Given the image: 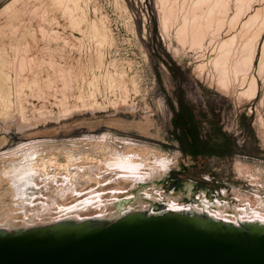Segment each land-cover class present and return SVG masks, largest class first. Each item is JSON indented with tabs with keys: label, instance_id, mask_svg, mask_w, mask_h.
<instances>
[{
	"label": "rangeland",
	"instance_id": "rangeland-1",
	"mask_svg": "<svg viewBox=\"0 0 264 264\" xmlns=\"http://www.w3.org/2000/svg\"><path fill=\"white\" fill-rule=\"evenodd\" d=\"M10 1L0 0V152L16 150L20 142L33 139L44 142V153L53 151L61 160L67 151L77 147L76 153L90 152L99 159L104 154L96 144L99 138L120 149H124L126 142L137 143L152 150L155 147V152L177 156L171 170L159 181L164 192L162 201H166L169 193H181L182 202L198 203L203 192L216 200L226 189V199L233 206L242 201L234 197L232 187L250 194L259 192L264 197L263 181L252 184L234 172L237 159L264 165V122L260 123V117L264 120V78L254 70L259 78V95L244 102L235 97L236 91L227 93L215 84L216 80L208 74V69L211 70L208 60L214 55L219 38L225 36L224 32L202 51L188 49L182 58L174 51L161 26V1L92 0L89 15L103 16L113 37L112 42L101 46L107 69L126 72V79L135 80L139 88V92L130 90L129 102L112 103L115 107L111 103L107 105L102 96L107 87L105 77L93 83V72L83 66L85 56L95 52V41L85 39L82 46L65 49L63 40L53 36L50 30H61L75 42V35L82 37V34L72 28L52 0H17L6 9ZM263 1L257 0L254 7H264ZM202 62L207 64V70L201 75L196 65ZM68 65L82 75L65 87L59 68ZM6 74L12 76L8 82ZM23 76L37 79L38 84L32 90L15 91L17 81L21 82ZM129 86L133 88L131 83ZM8 89L13 92V104L5 108L1 95ZM80 90L88 100L90 94H95L103 108L97 105L65 110L61 99L67 96L73 105ZM117 92L122 94L121 89L114 90ZM179 98L206 113L210 121L205 123L203 133L220 137L214 155L195 160L181 151L172 124L173 105L178 107Z\"/></svg>",
	"mask_w": 264,
	"mask_h": 264
},
{
	"label": "bare ground",
	"instance_id": "bare-ground-1",
	"mask_svg": "<svg viewBox=\"0 0 264 264\" xmlns=\"http://www.w3.org/2000/svg\"><path fill=\"white\" fill-rule=\"evenodd\" d=\"M16 1L6 4V9L14 6ZM160 1L161 26L174 51L182 58L188 49L200 52L224 32L225 36L219 38L214 55L208 60L211 66L208 74L213 76L215 84L222 91H236L235 97L240 102L256 99L260 90L258 76L264 78V7H254L257 0ZM52 2L61 9L62 16L69 20L72 28L82 34V37L75 35V42L68 35H63L61 30L53 28L50 30L53 36L63 40L62 47L65 49L82 46L85 39L94 40L95 52L87 54L83 63L84 68L93 72L91 82H99L102 76L105 77L107 87L103 89L106 91L102 96L108 101L107 105L119 103L118 101L123 104L129 102L130 90L136 92L138 84L133 79L129 82L126 72L116 73L107 69L101 46L112 42L113 37L103 16L99 18V15H89L92 0ZM94 9L97 10V7ZM56 22L61 24L59 20ZM196 66L201 75L207 70L205 62ZM254 70L258 72V76L254 74ZM59 72L65 87L82 75L77 74V69L70 65L60 67ZM114 73L118 74L117 77ZM15 75L17 76L16 73ZM20 77L21 75L18 78ZM5 79L8 82L12 76L7 75ZM130 83L133 88H130ZM37 84V79L30 80L23 76L21 82L17 81L15 91L22 88L32 90V86ZM116 89H121L122 94L114 93ZM12 93L9 89L2 92V104L5 108L13 104ZM99 93H102L101 89ZM112 94L116 97L112 98ZM90 95L89 101L80 90L75 95L73 105H70L67 96L61 99V105L65 110L101 106L102 102L95 94ZM112 106L116 107V104ZM20 107L23 109L22 105ZM263 122V117H260L261 125ZM43 144V141L29 139L20 142L16 150L0 152L2 233L47 226L54 229L72 227L80 234L121 218L166 212L181 216L196 215L199 219L207 217L212 222H218L224 230L247 228L249 231L264 233V197L258 195L259 192L250 194L232 187L234 197L242 201L233 206L226 199V189L221 192L223 196L216 200L209 199L206 192H203L199 195L198 203L182 202L181 193H169L166 201H162L164 192L159 181L171 170L176 155H166L164 151L155 152V147L152 150L150 146L131 142H126L124 149H120L105 138H99L96 144L104 151L102 158L93 157L90 152L76 153L77 147L67 151L65 158L61 160L53 151L44 153ZM234 172L237 177H244L252 184L264 182V165L237 159ZM188 194L191 195V190H188ZM161 202H165L169 211H160Z\"/></svg>",
	"mask_w": 264,
	"mask_h": 264
},
{
	"label": "water",
	"instance_id": "water-1",
	"mask_svg": "<svg viewBox=\"0 0 264 264\" xmlns=\"http://www.w3.org/2000/svg\"><path fill=\"white\" fill-rule=\"evenodd\" d=\"M160 211H169L165 202ZM205 225V226H202ZM0 264H264V233L169 212L78 234L47 226L0 232Z\"/></svg>",
	"mask_w": 264,
	"mask_h": 264
},
{
	"label": "trees",
	"instance_id": "trees-1",
	"mask_svg": "<svg viewBox=\"0 0 264 264\" xmlns=\"http://www.w3.org/2000/svg\"><path fill=\"white\" fill-rule=\"evenodd\" d=\"M169 67L172 69L173 65ZM209 121L206 113L183 98L178 99L177 108L173 105V134L180 142L181 149L185 153H190L195 160L214 155L216 146L220 145V137L210 133L207 136L203 133L205 123Z\"/></svg>",
	"mask_w": 264,
	"mask_h": 264
},
{
	"label": "flooded vegetation",
	"instance_id": "flooded-vegetation-1",
	"mask_svg": "<svg viewBox=\"0 0 264 264\" xmlns=\"http://www.w3.org/2000/svg\"><path fill=\"white\" fill-rule=\"evenodd\" d=\"M178 141V140H177ZM179 142V141H178ZM179 147H180V149H181V146H180V142H179ZM181 151H183L182 149H181ZM184 152V151H183ZM185 153V152H184ZM187 154H190V153H187ZM190 156L191 157H193L191 154H190ZM207 157H210V156H207ZM194 159V158H193Z\"/></svg>",
	"mask_w": 264,
	"mask_h": 264
}]
</instances>
